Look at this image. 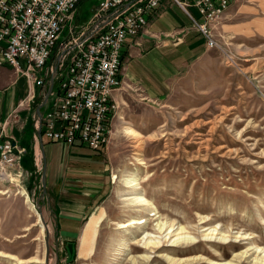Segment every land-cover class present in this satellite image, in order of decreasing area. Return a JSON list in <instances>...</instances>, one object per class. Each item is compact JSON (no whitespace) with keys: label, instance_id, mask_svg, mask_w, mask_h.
<instances>
[{"label":"rangeland","instance_id":"obj_1","mask_svg":"<svg viewBox=\"0 0 264 264\" xmlns=\"http://www.w3.org/2000/svg\"><path fill=\"white\" fill-rule=\"evenodd\" d=\"M259 1L232 3L240 4V9L241 4L254 7L226 21L239 29L222 26L224 20L215 29L217 41L232 61L228 62V53L210 48V54L194 66L199 69L196 80L182 82L164 98L154 99L141 87L146 89L150 79L141 72L148 69L147 61L133 59L128 71L141 85L123 73L114 92L117 108L105 143L98 149L72 146L79 142L47 149L55 161L65 164L82 165L90 149L105 157L109 154L110 183L94 215L100 219L91 222L93 216L84 221L79 237L57 233L47 188L43 192L40 179L42 164L39 173L25 168L22 160L27 149L0 133V139H11L21 150L26 172L19 185L0 176V253L8 255H0V264H134L133 258L147 254L134 251V245L141 246L137 243L155 231L159 217L188 227L196 241L179 246L166 243L161 251L149 253V264H172L167 257L181 264H255L259 255L252 250L264 247V2ZM98 2L79 3L71 20L77 29L91 19ZM183 18L172 4L151 28L163 39ZM188 29L179 32V28L173 32L175 38L165 39L177 42L176 37ZM55 54L56 49L47 67L53 65ZM40 77L41 86L32 84L41 88L38 106L46 103L47 110L34 115V126L39 137H45L43 121L37 120L52 108L58 82L54 72ZM128 129L134 130L131 136ZM135 179L138 185L129 188ZM136 196L153 206L138 207L130 200ZM123 224L126 228L121 229ZM205 228H217L231 239L227 243L213 237L207 240ZM238 233L255 238L237 240ZM250 249L243 262L235 259Z\"/></svg>","mask_w":264,"mask_h":264},{"label":"built area","instance_id":"obj_2","mask_svg":"<svg viewBox=\"0 0 264 264\" xmlns=\"http://www.w3.org/2000/svg\"><path fill=\"white\" fill-rule=\"evenodd\" d=\"M237 1L173 0V4L186 14L206 47L228 53L230 62L232 55L220 46L215 29ZM73 2L0 0V64L12 65L40 86V74L54 72L58 86L52 92V108L37 120L43 121V135L98 149L105 143L117 106L114 92L123 75V45L127 38L148 32L147 17L163 0H99L91 19L79 29L71 22ZM168 36L175 38L173 33L164 34ZM55 49L53 65L47 67ZM21 155L11 139H0V176L7 182L19 185L26 176Z\"/></svg>","mask_w":264,"mask_h":264},{"label":"crops","instance_id":"obj_3","mask_svg":"<svg viewBox=\"0 0 264 264\" xmlns=\"http://www.w3.org/2000/svg\"><path fill=\"white\" fill-rule=\"evenodd\" d=\"M248 1L258 2V0ZM260 1L261 4L264 2V0ZM241 6L242 9H240V4H231L228 7L224 18L221 19L224 20L222 26L227 28L234 26L226 21L236 17V13L241 10L245 12L248 11L247 8H254L245 4ZM171 9L172 4L162 2L148 21V32L136 38H127L122 48L123 73L130 81L141 85L136 76L128 71L129 62L133 59H135L133 62L137 59L147 61L148 69H143L141 72L150 79H148L146 89L141 87L150 98L154 99L164 98L165 93L178 89V85L182 82L192 83L196 80L199 69L194 66H197L198 61L211 52V49L206 47L202 35L191 27L189 18L180 8L185 18L179 19V22L172 27L173 29L165 33L177 32L179 28L187 27L188 31H191L182 34L177 42H172V39H156L154 35L159 37V33L151 27L163 12ZM234 29H239V26L235 25L231 31ZM199 37L203 38L202 42L195 41ZM40 92L39 86L33 85L28 77L12 65L0 64V133L4 132L6 136L14 137L27 149L22 160L25 168L28 167L34 173H39L40 164H42L41 181H43V173H46L47 168L46 196L49 211L54 214L56 220L57 233L66 237H79L84 221H89L98 212V205L106 192L105 188L109 186V159H106L109 154L105 157L102 153H96L89 148L92 153L88 159L82 160V165L74 161L69 164H65L63 160L55 161L47 153V149L56 144H67L50 141L42 135L41 138L39 137V132L34 126L36 120L34 115L40 116L47 110L46 103L41 107L38 106ZM31 93L34 94V98L31 97ZM22 102L23 105L20 104ZM72 146L83 145L77 143ZM97 219H100L99 215L94 216L91 222Z\"/></svg>","mask_w":264,"mask_h":264},{"label":"bare ground","instance_id":"obj_4","mask_svg":"<svg viewBox=\"0 0 264 264\" xmlns=\"http://www.w3.org/2000/svg\"><path fill=\"white\" fill-rule=\"evenodd\" d=\"M80 1L81 0H74V2H73V10L77 9ZM163 2H166V3H169V4H173V0H163ZM154 11H155V9L152 10V15L154 14ZM150 17L151 16L147 17V25H148V21H149ZM116 108H117V106L113 107L112 117L115 116ZM133 132H134L133 129H128L127 130V135L131 136L133 134ZM129 183L131 184L129 188H135L138 185L136 183V179L133 180L132 182H129ZM130 200L135 205H137L138 207H145V209H146V207H150V206L152 207L153 206L143 196H136L134 198H131ZM177 224H176L175 221L160 220V217H159V221L157 222L155 231L151 232V233L148 232V234H146L141 239V241H139V243L136 242L137 244L141 243L142 244L141 246L134 245V247H133L134 251L143 250L144 253H147V254H141L140 257L133 258L134 264H144V263L149 264V262H150L149 260H150V257H151L149 255V253H154V252L157 253V252H159V250L161 251L164 248L163 245H165L166 243L167 244L170 243V245H173V246H179V245L188 244V243H195L196 239H195V237H193L192 232L190 231V229L188 227L182 226L181 224H178V225ZM135 225H137V224H135ZM124 228H126L125 224H123V226H121V229H124ZM203 236L207 240L212 239V237L213 238H219L220 241H223L225 243L229 242V240L231 239L230 235H227V234H224L222 232H219L217 228H214V229L205 228V234ZM252 237H254V236H249L248 234L238 233L235 238L237 240H239V239L243 240V239H246V238H248V239L251 238L252 239ZM232 238H234V237H232ZM251 250L252 249L248 250L247 252H245V253H243L241 255H239V254L236 255L235 259L239 258V259H241V262H243L244 258H247L248 254H249V252ZM252 251L253 252L255 251V253L259 255L257 257V259H255V261H256L255 264H264V247H256L255 250H252ZM0 255L8 256L7 254H2V253H0ZM167 260L170 261V263H172V264H181L182 263V261L170 260V258H168V257H167ZM185 262H187V261H185ZM218 264H234V263L233 262H224V263H218Z\"/></svg>","mask_w":264,"mask_h":264},{"label":"water","instance_id":"obj_5","mask_svg":"<svg viewBox=\"0 0 264 264\" xmlns=\"http://www.w3.org/2000/svg\"><path fill=\"white\" fill-rule=\"evenodd\" d=\"M51 88H52V84H50V86H49V88L47 90L46 97L48 96L49 92L51 91ZM42 185H43V192H44L46 190V187H45V172L43 173Z\"/></svg>","mask_w":264,"mask_h":264},{"label":"trees","instance_id":"obj_6","mask_svg":"<svg viewBox=\"0 0 264 264\" xmlns=\"http://www.w3.org/2000/svg\"><path fill=\"white\" fill-rule=\"evenodd\" d=\"M83 1H84V0H83ZM83 1H82V2H83ZM82 2H80V4H81ZM80 4H79V5H80Z\"/></svg>","mask_w":264,"mask_h":264}]
</instances>
